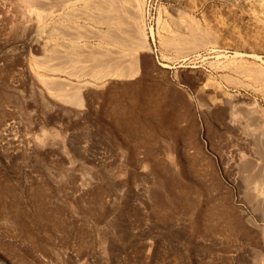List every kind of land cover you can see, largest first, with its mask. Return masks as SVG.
Wrapping results in <instances>:
<instances>
[{
    "label": "rangeland",
    "instance_id": "1",
    "mask_svg": "<svg viewBox=\"0 0 264 264\" xmlns=\"http://www.w3.org/2000/svg\"><path fill=\"white\" fill-rule=\"evenodd\" d=\"M25 1L0 0V264H264V0H111L126 35L110 0ZM106 50L139 72L95 75Z\"/></svg>",
    "mask_w": 264,
    "mask_h": 264
},
{
    "label": "bare ground",
    "instance_id": "2",
    "mask_svg": "<svg viewBox=\"0 0 264 264\" xmlns=\"http://www.w3.org/2000/svg\"><path fill=\"white\" fill-rule=\"evenodd\" d=\"M23 1H24V0H23ZM27 1H28V0H27ZM27 1H25V2H27ZM29 1H30V0H29ZM36 1H37V0H36ZM92 1H93V0H92ZM97 1H98V0H97ZM97 1H96V2H97ZM99 1H100V0H99ZM99 1H98V2H99ZM108 1H109V0H106V3H107ZM110 1H111V0H110ZM110 1L108 2V4H105V3H101V4H99V3H97V5L99 4V5H101V7H103L102 12L105 11V12L107 13V15H106L105 12H103V13L108 17V20H107V21H109V20L112 19V20L118 22L119 24H121V25H120V28H121V29H123L124 26L128 27L127 23H128L129 20L124 19V18H125V15H123V16L119 15V14H122L123 10H119V7H117L118 5L116 6V4L114 3V1H113V2L111 1V3H110ZM30 2H31V1H30ZM32 2H33V1H32ZM103 2H104V1H103ZM21 3H22V2H21ZM34 3L37 5V3L35 2V0H34ZM34 3H32V4L34 5ZM38 3H39V2H38ZM109 3H110V4H109ZM112 3H114V4H112ZM22 4H23V3H22ZM24 4H26V3H24ZM29 4H31V3H29ZM29 4L27 5L29 9H32V7L34 8V9H32V10H34V11L31 10V12H35V9H37V8H35V7H37V6L34 5V6L31 7V5H32V4H31V5H30L31 8H30V7H29ZM91 4H95V2H94V3L92 2ZM103 4H104V5H103ZM39 5H40V4H39ZM95 5H96V4H95ZM102 5H103V6H102ZM120 6H121V5H120ZM38 7H39V6H38ZM98 7H99V6H98ZM42 8H43V7H42ZM69 8H70V7H69ZM126 8H127V7H126ZM65 9H66V8H65ZM90 9H91V8H90ZM97 9H98V8H97ZM52 10H53V9H52ZM60 10H61V9H60ZM29 11H30V10H29ZM38 11H39V15H40V11H41V9H38ZM53 11H54V10H53ZM53 11H52V12H53ZM57 11H58V10H57ZM57 11H56V12H57ZM67 11H68V10H67ZM121 11H122V12H121ZM62 12H63V11H62ZM70 12H71V11H70ZM36 13H37V11H36ZM41 13H42V12H41ZM47 13H48V11H47ZM63 13H65V14L67 15L68 12L66 13L65 10H64ZM100 13H101V11H100ZM128 13H130V15H131V14H132V13H131V10H130V11L128 10ZM128 13H126V15H128ZM37 14H38V13H37ZM37 14H35V15H37ZM45 14H46V13H45ZM45 14H44V15H45ZM56 14H57V13H56ZM65 14H64V15H65ZM68 14H69V13H68ZM72 14H73V13H72ZM123 14H124V13H123ZM39 15H37L36 17L38 18ZM49 15H50V14H49ZM70 16H71V15H70ZM103 16H104V15H102V18H103ZM106 16H104V18H105L104 21H106V19H107ZM46 17H47V16H45V18H46ZM51 17H52V16H51ZM64 17H65V16H64ZM64 17H62V18H64ZM72 17H73V16H72ZM126 17H128V16H126ZM130 17H131V16H130ZM133 17H134V16H133ZM42 18H43V13H42ZM42 18H40V20L38 19V22H40L41 20L44 19V18H43V19H42ZM54 18H55V17H54ZM90 18H91V17H90ZM109 18H110V19H109ZM55 19H56V18H55ZM64 19H68V17H65ZM64 19H63V20H64ZM91 19H92V18H91ZM95 19H96V18H95ZM128 19H129V18H128ZM97 20H98V19H97ZM130 20H131V19H130ZM44 21H45V20H44ZM48 21H49V20H48ZM48 21H47V22H48ZM53 21H54V20H53ZM64 21H65V20H64ZM102 21H103V20H102ZM114 21H113V22H114ZM56 22H57V21H56ZM109 22H111V21H109ZM109 22H108V23H109ZM113 22H112V23H113ZM129 22H130V21H129ZM58 23H59V22H58ZM58 23H57V28H58ZM61 23H62V22H61ZM75 23H76V22H75ZM118 23H117V24H118ZM38 24H39V23H38ZM41 24H42V22H41ZM45 24H46V22H45ZM52 24H54V23H52ZM64 24H65V23H64ZM76 24H77V23H76ZM109 24H111V23H109ZM109 24H108V25H109ZM119 24H118V25H119ZM123 24H126V25H124V26L122 27ZM128 24H129V23H128ZM54 25H55V24H54ZM69 25H70V24H69ZM71 25H72V24H71ZM73 25H74V24H73ZM130 25H132V24H130ZM41 26H42V25H41ZM81 26H82V25H81ZM112 26H114V25H110V27H112ZM116 26H117V25H116ZM44 27H45V26H44ZM55 27H56V26H55ZM60 27H61V26H60ZM66 27H68V26H66ZM74 27H75V26H74ZM76 27H77V26H76ZM69 28H70V27H69ZM115 28H116V27H115ZM117 28H118V27H117ZM130 28H131V26H130ZM130 28L128 27V32L125 31V32H126L125 35L128 34V33H132V32L134 33V29H135V28H134V29L131 28L133 31H131ZM61 29H62V28H61ZM78 29H79V28H78ZM78 29H77V30H78ZM108 29H109V28H108ZM110 29H111V28H110ZM136 29L138 30L137 27H136ZM136 29H135V31H136ZM67 30H70V29H67ZM118 30H119V29H117V31H118ZM124 30H125V28H124ZM124 30H123V32H124ZM126 30H127V28H126ZM52 31H53V29H52ZM52 31H51V32H52ZM64 31H65V30H64ZM53 32H54V31H53ZM53 32H52V33H53ZM77 32H79V31H77ZM101 32H102V31H101ZM107 32H109V34H110L109 37L113 36V34L111 35L112 32H111L110 30H108ZM114 32H115V30H114ZM114 32H113V33H114ZM119 32H120V31H119ZM121 32H122V30H121ZM121 32H120V33H121ZM123 32H122L121 34H119V35H123ZM137 32L140 33L139 31H137ZM57 33H58V32H57ZM57 33H56V34H57ZM67 33H68V32H67ZM74 33H75V30H74ZM80 33H81V32H80ZM104 33H105V34H104ZM104 33H102V35L104 34V35H106V37H107V33L105 32V30H104ZM116 33H117V35H118V32H116ZM116 33H115L114 35H116ZM138 33H136V34H138ZM53 34H54V33H53ZM53 34H52V35H53ZM65 34H66V33L64 32V35H65ZM59 35H60V34H59ZM64 35H63V36H64ZM70 35H75V34H70ZM104 35H103V36H104ZM117 35H116V38H117V39H118L119 37H123V36H124V35H123V36H119V37H117ZM61 36H62V35H61ZM66 36H67V35H66ZM77 36H78V33H77ZM82 36H83V35H82ZM178 36H180V35H178ZM54 37H55V36H54ZM69 37H70V36H69ZM79 37H80V34H79ZM104 37H105V36H104ZM124 37H125V36H124ZM129 37H130V36H129ZM129 37H128V38L126 37V39H123L124 42L122 41V43H124V44L127 43V44L125 45L126 47H127L128 45H131V46H132V45H134V44H135L136 46H139V45H140V47H136V46H135L137 49L144 47V46L141 47V45H143V43H145V42L143 41L144 39L142 40L143 43H141V42H142L141 39H140V42L138 43V40H132V39L129 38ZM135 37H137V36H135ZM138 37H139V36H138ZM181 37H182V36H180V39H181ZM112 38L114 39L115 36H113ZM112 38H111V39H112ZM163 38H165V37H163ZM168 38H170V37H167V39H168ZM176 38H177V37H176ZM176 38H175V40L171 38V39H169L168 42L171 43V41H172L173 44H176V43H174V41H175V42H177V44H178V40H176ZM183 38H184V37H183ZM186 38H187V37H185V39H186ZM196 38H197V37H196ZM196 38H195V39H196ZM71 39H72V37H71ZM75 39H76V38H75ZM107 39H108V37H107ZM113 39H112V40H113ZM133 39H134V38H133ZM137 39H138V38H137ZM199 39H200V38H199ZM104 40H105V39H104ZM108 40H110V38H109ZM112 40H110V41H112ZM114 40H115V39H114ZM114 40H113V41H114ZM120 40H121V39H120ZM162 40H163V39H162ZM164 40H165V39H164ZM181 40H182V39H181ZM188 40H189V42H190V41H193V42H190V43L187 42V43H189L190 45H191L192 43L194 44V40H193V39L190 40V39L188 38ZM59 41H60V40H59ZM110 41H109V42H110ZM118 41H119V40H118ZM197 41H198V40H197ZM109 42H108V43H109ZM116 42H117V41H116ZM164 42H165V41H164ZM168 42H167V43H168ZM195 42H196V41H195ZM113 43H115V42H113ZM118 43H119V42H118ZM122 43H121V44H122ZM140 43H141V44H140ZM170 43H169V45H171ZM179 43H180V40H179ZM196 43H197V42H196ZM199 43H200V41L198 42V44H199ZM203 43H204V41H203ZM203 43H202V44H203ZM56 44H57V43H56ZM165 44H166V43H165ZM177 44H176V45H177ZM193 44H192V46H190V47H194ZM61 45H62V44H61ZM66 45H68V44H66ZM103 45H104V44H103ZM122 45H123V44H122ZM144 45H145V44H144ZM166 45H168V44H166ZM166 45H165V46H166ZM176 45H174V46L180 49L181 46L178 47V45H177V46H176ZM199 45H200V44H199ZM205 45H206V44H205ZM63 46H64V45H63ZM69 46H71V45L69 44ZM77 46H78V45H77ZM81 46H82V45H81ZM83 46H84V45H83ZM131 46H128V48L131 47ZM184 46H185V45H184ZM45 47H46V46H45ZM45 47H44V48H45ZM65 47H66V46H65ZM73 47H75V45H74ZM84 47H85V46H84ZM119 47H121V45H120ZM133 47H134V46H133ZM135 47H134V48H135ZM185 47H187V46H185ZM190 47H189V48H190ZM195 47H196V46H195ZM200 47H202V45H201ZM50 48H51V47H50ZM75 48H77V47H75ZM79 48H80V46H79ZM121 48H122V47H121ZM123 48H125V47H123ZM70 49H71V48H70ZM72 49H73V48H72ZM100 49H101V48H100ZM115 49H116V48H115ZM125 49H126V48H125ZM131 49H132V48H131ZM179 49H178V50H179ZM51 50H52V49H51ZM98 50H99V49H98ZM98 50H97V51H98ZM101 50H102V49H101ZM120 50L122 51V49H120ZM134 50H135V49H134ZM53 51H54V50H52V52H53ZM72 51H73V50H72ZM78 51H79V50H78ZM102 51L104 52V49H103ZM108 51H110V50H108ZM121 51H120V52H121ZM124 51H125V50H123L121 54H123ZM127 51L129 52V50H127ZM127 51H126V53H124V55L127 54ZM58 52H59V51H58ZM93 52H94V51H93ZM111 52H112V50H111ZM113 52H115V50H114ZM120 52H119V53H120ZM131 52H132V51L129 52V55L131 54V55H134V56H135L136 53L134 54V51H133V52H132L133 54H132ZM91 53H92V52H91ZM99 53L103 54V55H101V56L104 57V53H102V52H100V51H99ZM99 53H98V54H99ZM106 53H107V50H106ZM58 54H59V53H58ZM114 54H117V52H115ZM52 55H54V53H53ZM124 55H123V57H122V55H119V54H118V55H117L118 57H114L115 55H114V56L112 55V56H113V57H112V56H109V53H107V56H108V57L105 55L104 58H100V57L97 58V56H96V57H95V58H97V59H95L96 61H94V58L92 59V60L94 61V62L92 61L94 64L90 61L91 64H93V66H92V65H89V66L92 67V68H90V69H92V71H93V68H94V70H95L96 72H93V73H95V75H96L97 73H103L102 75L107 74V76H108V74H119V76L123 75V77H124V76H128V75H135V74H137V73L139 72V70H140V66H139V64H138V60H137V58H131V61H130V60H128L130 56L127 55V56H128V59H126V57H124ZM45 56H46V55H45ZM125 56H126V55H125ZM53 57H54V56H53ZM91 57H92V56H91ZM43 59H44V58H43ZM125 59H126V61H127V60L129 61V62L127 61L128 64H126V63H127L126 61H125L126 63H124V60H125ZM47 60H48V58H47ZM47 60H46V61H47ZM75 60L78 61V60H80V59L77 58V59H75ZM81 60H82V59H81ZM90 60H91V59H90ZM43 61H44V60H43ZM43 61H42V62H43ZM72 61H73V60H72ZM83 61H84V60H83ZM39 62H41V61H39ZM37 63H38V62H37ZM37 63H36V64H37ZM70 63H71V62H70ZM70 63H69V64H70ZM78 63H79V62H78ZM41 64H43V63H41ZM41 64H40V65H41ZM46 64H47V62H46ZM48 64H49V63H48ZM37 65H38V64H37ZM46 66H47V65H46ZM71 66H72V65H71ZM75 66H76V64H75ZM78 66H79V65H78ZM78 66H77V68H78ZM82 66H83V65H82ZM94 66H95V67H94ZM49 67H50V66H49ZM56 68H57V67H56ZM77 68H76V69H77ZM85 68H86V67H85ZM74 69H75V68H74ZM87 70H89V69H87ZM84 71H86V70H84ZM92 71H91V73H92ZM82 73H83V72H82ZM85 73H86V72H85ZM88 73H90V71H88ZM95 75L93 74V76H95ZM98 75H99V74H98ZM99 76H100V75H99ZM99 76H96V77H99ZM42 77H44V76H42ZM100 77H101V76H100ZM44 78L47 79L46 77H44ZM44 78H43V79H44ZM101 78H103V77H101ZM101 78H100V79H101ZM45 79H44V81H45ZM48 79H49V78H48ZM49 81H50V80H49ZM56 83H58V82H56ZM58 87H59V86H58ZM58 87H57V89H59ZM61 88H62V87H61ZM77 89H78V88H77ZM62 90H63V88H62ZM79 90H80V89H79ZM64 91H66V90H65V87H64ZM64 91H63V92H64ZM75 91H77V90H75ZM61 92H62V91H61ZM61 92H60V94H64V93L66 94V93H68L67 95H69V93H70L71 91H68V92L66 91V92H64V93H63V92L61 93ZM73 92H74V91H73ZM78 92H79V91H78ZM80 92H81V91H80ZM76 94L78 95V93H76ZM77 95L74 96V93H73V95L70 94V96H68V97L70 98L71 96H72V97L74 96V98H71V100H72V99H75V97H76ZM65 98H67V97H65ZM78 98H79V97H78ZM78 98L76 97V99H78ZM76 99L73 100V101H74V102H76V101L78 102V100H76ZM79 103H80V102H79ZM258 145H259V144H258ZM260 202H261V201H260Z\"/></svg>",
    "mask_w": 264,
    "mask_h": 264
}]
</instances>
